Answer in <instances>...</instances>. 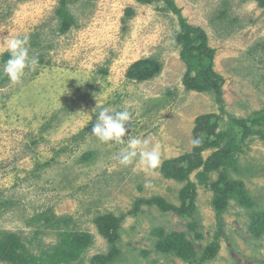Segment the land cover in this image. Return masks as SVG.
Returning <instances> with one entry per match:
<instances>
[{
    "label": "rangeland",
    "instance_id": "1",
    "mask_svg": "<svg viewBox=\"0 0 264 264\" xmlns=\"http://www.w3.org/2000/svg\"><path fill=\"white\" fill-rule=\"evenodd\" d=\"M175 2L216 49L214 69L225 79L219 128H232V136L243 139L234 119L264 109V8L256 0ZM61 6L72 18L66 30L56 14ZM179 27V16L163 2L0 0V231L18 234L29 254L41 255L61 233L75 231L88 232L92 241L72 264H92L112 246L120 251L112 264H264V233L250 229L254 213L264 210V125L254 127L261 134L244 138L238 170L230 169L243 181L248 205L230 197L218 212L212 186L219 172L202 183L198 169L190 177L196 185L193 215L149 204L132 213L138 200L157 196L180 205L187 181L165 178L162 164L192 151L198 116L221 114L214 94L184 86ZM17 36L28 38L30 58L43 61L12 83L2 55L7 39ZM147 57L162 62L161 72L147 81L129 79V68ZM105 107L132 113L123 139L158 145L157 169L146 170L139 157L121 166L116 156L125 145L104 144L91 134ZM105 214L125 215L114 243L95 223ZM171 233L184 240L181 251L189 256L158 250ZM215 246L216 255L203 259Z\"/></svg>",
    "mask_w": 264,
    "mask_h": 264
},
{
    "label": "trees",
    "instance_id": "2",
    "mask_svg": "<svg viewBox=\"0 0 264 264\" xmlns=\"http://www.w3.org/2000/svg\"><path fill=\"white\" fill-rule=\"evenodd\" d=\"M140 3L163 2L173 13L179 16L180 27L176 32V42L180 46V58L186 64L187 70L183 77V83L187 91L211 92L221 105V114L207 113L197 117L195 120L194 136L200 140L198 147H193L180 157L167 159L163 162L161 172L167 179H174L187 184L180 193V205H176L163 197H152L149 200H138L132 213H137L142 204L156 205L164 212L174 211L183 217L193 215L195 209L196 185L191 181V174L198 169L199 181L205 183L208 173L218 171L219 178L213 184L215 192L214 205L218 212H222L228 205L230 197L236 198L239 203H250V198L244 191V183L241 180L232 178L230 169L238 170L237 152L242 149L241 143L244 138L253 134L263 132L262 129H255V126L264 125V109L247 119L236 120L240 130L244 133L243 139L232 136L233 129L220 130L222 114L226 112L223 100L224 77L214 69V57L216 49L209 46L206 32L201 27L188 23L183 16L175 0H136ZM259 6L264 8V0H256ZM56 14L62 24L61 30L72 23V18L65 6L57 8ZM39 45V44H38ZM9 58V53L2 55V62ZM42 62V58H36ZM163 64L155 57L142 58L136 61L128 70L127 77L137 81H147L156 77L162 70ZM236 129V127H234ZM234 134V133H233ZM215 149L212 155L205 158L203 153L206 150ZM252 200V199H251ZM125 215L116 217L113 214L100 215L96 218V226L102 236L111 243L117 240V232ZM253 222L250 225L255 235L264 233V210L254 213ZM161 235H164L160 231ZM172 234V233H171ZM170 234V235H171ZM62 238L43 251L41 255L29 254L24 248L21 237L14 232L0 231V261L8 264H72L80 259L86 247L91 243L92 236L88 232L65 231L61 233ZM184 240L173 233L163 241H159L158 250L165 252H178L179 255L189 256L185 251ZM185 246V247H184ZM191 244L189 245L190 248ZM183 248V251L181 249ZM217 247L207 249L204 258H211L216 255ZM191 249V248H190ZM119 250L114 246L108 254H98L92 258V264H112L119 255ZM196 264V263H195Z\"/></svg>",
    "mask_w": 264,
    "mask_h": 264
},
{
    "label": "clouds",
    "instance_id": "3",
    "mask_svg": "<svg viewBox=\"0 0 264 264\" xmlns=\"http://www.w3.org/2000/svg\"><path fill=\"white\" fill-rule=\"evenodd\" d=\"M27 41L26 36L23 38L17 36L6 41L5 47L9 53V58L3 65V72L12 83L20 82L25 69L38 62L35 58L29 57L28 48L26 47ZM95 111L94 108L93 112ZM131 119L132 113L127 109L113 112L107 107L102 108L99 110L91 134L104 144L114 142L125 145L116 156L121 166L128 167L132 165L139 157V163L146 170H155L161 163L158 145L149 147L150 142L147 139L128 138L127 141L123 139L128 131L126 125H130ZM199 144L200 140L198 138L192 140L193 147H198Z\"/></svg>",
    "mask_w": 264,
    "mask_h": 264
}]
</instances>
